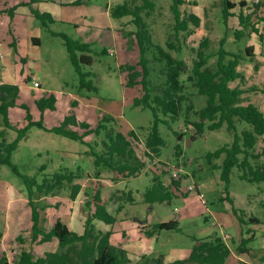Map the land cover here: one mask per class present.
<instances>
[{
	"label": "trees",
	"instance_id": "trees-1",
	"mask_svg": "<svg viewBox=\"0 0 264 264\" xmlns=\"http://www.w3.org/2000/svg\"><path fill=\"white\" fill-rule=\"evenodd\" d=\"M41 0H29L27 5L33 17L40 22L43 28L48 29L55 20L47 12H40L32 5ZM80 0L73 2L72 6L79 5ZM185 0H171L169 6L173 17L172 31L165 41V46L156 43L149 24L145 21L155 9V0H123L110 8L109 13L113 19L130 18L133 30L128 32L126 38L132 37L138 49V61L135 65L122 67L126 72L124 87L134 88L141 86L142 95L132 100V105L140 109H148L152 113L153 121L145 137L142 156L136 153V145L139 143L138 134L130 130L123 134L115 130L112 123L115 122L111 116L103 115L95 127L88 123L76 121L73 108L78 104L76 100L71 103L70 114L55 127L46 128L41 121L34 122L27 113V124L15 129L16 138L7 140L8 130H12L8 120V109L16 106L19 89L17 86H0V115L3 120V130L0 131V166L9 167L18 176L27 190L28 206L31 210V228L29 230L30 242L37 244L57 241L56 251H47L42 256H35L31 251L22 250L14 262L8 260L4 253L0 254V264H129L126 252L110 243L111 229L102 231L97 229L95 222H102L104 225H114L116 218L112 216L108 208L112 207L114 212H119L124 204L130 199V193L124 190H117L116 193H107V184L103 182L101 170H108L115 174V180L128 182L141 175L147 167H160L166 182L158 175L151 178L150 185L145 189L144 201L149 204L171 205L181 193V181L183 178L167 176L170 170L167 160L160 158L161 148L165 142L158 131L159 124L169 125L182 121L186 127L192 126L195 133L191 136L194 140L197 135L203 134L205 130H219L224 125L226 130L233 134L232 142L206 155L208 163L223 156L220 166L213 164L214 169H220V179L225 183L227 190L230 182L232 169L237 168L239 178L250 183L264 182V165L260 164V153H254V147L259 136H264V108L260 110L256 104L248 103L242 105L245 93L258 91L264 96V87L261 89L252 88L246 90L240 86L230 87V83L240 80L243 83L244 76L237 70L241 60L254 62L255 56L252 48H246L243 55L227 51L224 48L227 36V22L232 17V10L237 6L240 8L236 15L239 25L243 30L235 31L233 36L236 40L245 36V31L251 30L258 36L264 53V32H259L252 23V17L258 15L259 8L264 7L263 2L252 4L253 13H244L246 7L243 2L238 4L232 0H222L221 20L225 26L224 37L221 39L219 48L215 53H209V40L204 38L195 49V58L192 66L188 67L182 58L174 56L172 52L180 54L185 42L180 34H189L191 29L200 27L201 20L193 13L183 14L181 6ZM14 7L7 10L8 17H13ZM257 18V17H256ZM264 24V16L258 18ZM63 41L67 51L68 59L78 78L77 89L79 93H96L97 87L93 85L91 72H83L84 66H91V44L74 40L65 34H57ZM102 54H106L103 50ZM216 58L210 64L211 58ZM184 76V78H183ZM188 85L196 90L199 95L206 98V105L201 109H195L192 95H189ZM55 97L53 95L40 98L36 101L39 111L54 110ZM264 106V101H263ZM25 109V108H24ZM26 110V109H25ZM196 120L191 121V117ZM238 122H245L250 126L249 130L236 133ZM72 127L80 129L79 134ZM31 128H37L44 132L64 137L71 141L80 142L88 147L87 155L93 158L96 168L93 183L88 185L85 195L84 212L87 213L84 221L83 233L78 235L60 219H56L53 225L45 229L41 224L39 210L35 205L34 198L53 194L55 191L68 189L70 199L74 200L80 189L83 180L89 174L82 176V170L70 171L59 170L38 183L36 177L22 175L12 163V154L18 148ZM183 132L176 133L183 136ZM88 135H103L101 142L102 149L96 151L94 146L84 141ZM180 145L173 151L175 157H181ZM150 165V166H149ZM165 171V172H164ZM182 177V176H181ZM114 181V180H111ZM227 200H230L227 195ZM241 221V220H240ZM253 223L258 221L250 219ZM157 230L178 231L176 221L159 223L155 226ZM1 238V236H0ZM17 241H23L21 237ZM188 258L165 263L162 257L142 256L140 264H225L230 250L224 240L218 235L204 239H197ZM246 242H242L245 245ZM240 250V249H239Z\"/></svg>",
	"mask_w": 264,
	"mask_h": 264
},
{
	"label": "rangeland",
	"instance_id": "rangeland-1",
	"mask_svg": "<svg viewBox=\"0 0 264 264\" xmlns=\"http://www.w3.org/2000/svg\"><path fill=\"white\" fill-rule=\"evenodd\" d=\"M239 1L234 0V2ZM122 2L123 0H85V3L77 9L74 7L63 9V12L79 10V12L85 13L86 15H80L88 16L93 23L92 25H95L96 28H89L86 24H83L84 22L81 20L83 18H77V28L73 24L57 21L49 25L48 29H45L33 17V24H36L41 32L40 38L42 40V46L37 50L38 57L34 60V68L29 70L33 72V75L39 76L42 84L40 95H53L58 100L55 113L49 114H54V116H58L60 119L64 115L70 114V104L72 99L75 98L79 102L81 101V103L87 104L88 107L91 106L89 110L92 113L94 112L96 115L102 114L100 118L103 115L114 118L115 122L110 126L115 130L123 134L134 130L139 137V143L136 145V153L142 156L144 140L153 121L152 113L148 109H140L132 105L133 98L142 95L141 86L128 89L122 86L123 80L125 81L126 78V72L123 71L122 67L135 65L138 61V51H132L135 45L133 38L125 37L134 28L130 24V18H124L120 26L118 25L119 30L122 31L121 35L127 40V47L121 43L120 39H117V41L113 39L110 31L106 28L108 24L114 27L118 24V20L113 19L107 13V7L110 10V8ZM246 2L247 5L243 8L246 14L253 13V9L251 8L253 7L252 4L256 3L255 0H246ZM155 4L154 11L151 12L149 17L145 18V21L151 28L154 41L165 46V41L171 33L173 26V17L169 9L171 0H155ZM221 9L222 0H185V4L181 6V11L184 15L193 13L201 20L198 29L192 28L189 34H180V37L185 42L182 52L180 54L172 52L174 56L182 58L188 67L192 66V61L195 58V49H197L199 42L204 38H208L210 42L209 53H215L218 50L226 28L227 36L224 48L227 51L243 55L245 47L251 44L253 39L257 52H260L261 44L255 35H252L249 39L243 37L236 40L233 36L234 29H236L233 26L234 22H231L225 28L221 20ZM261 16L256 14L253 20L255 28L258 31H264V26L259 24L258 18ZM36 30V27L32 28L33 32H36ZM57 34H65L74 40L78 39V41L91 44L92 53L90 55L93 62L91 66H84L82 70L83 72L93 73L94 76L91 77V80L93 85L97 87V94L87 93L85 91L79 93L77 89L78 78L68 59L63 41ZM108 48H112L115 51V55L109 56L108 54L101 53ZM127 48L129 51H127ZM21 49L24 50L23 47ZM261 50L263 53V49ZM0 53L4 55L5 60L8 62L11 63L13 60L12 63H14L16 61L13 48L9 49L5 44L0 45ZM134 56L136 57L135 60L133 59ZM30 60L33 61V58H30ZM215 60L216 58L212 57L209 63L213 64ZM126 61H131L132 63H127ZM16 63L19 66H24L23 62L22 64L19 61ZM257 66L248 60H241L238 71L245 79L243 83H240V80L231 82L230 87H234L237 84V86L246 90L263 88L264 67L256 71ZM15 67L14 69L16 70ZM248 67L251 70H248ZM26 84L27 86L30 85L29 82ZM187 92L189 95H192L195 109H201L206 105V98L199 95L189 85ZM32 95L33 92L31 90L25 91L23 88L19 94V98L25 102V105L30 106L29 99H31ZM243 98L242 105L252 103L259 106L260 110H263L264 96L261 92L249 91L243 95ZM0 120L2 122L1 115ZM194 120L196 118L192 116L191 121L193 122ZM1 127H4L3 124ZM12 127V130H8V141L16 138L15 129H17L18 125L14 123ZM249 129L250 126L245 122H238L236 125L237 134ZM158 131L165 142L161 148L160 158L167 160L170 167V170L165 175L169 176L170 171L179 169V172L187 176L188 182L191 179V182L197 186L199 190L198 195L195 192H191L187 198H177L171 205L146 204L143 199V194L146 187L151 183V177L158 175L163 180L164 174L162 172L167 169V167L163 170L157 167L154 171L152 166L147 167L140 176L131 179L127 184L128 189L133 192L135 201L132 205L125 207L124 213L117 216L118 219L123 215L125 217L127 215L128 220L133 222L147 221L150 224L172 220L179 221L182 232L161 231L160 241L157 243V247L174 248L176 250H181L185 247L191 248L195 244L193 241L194 237H200L206 235V233L213 236L219 235L221 232H219L220 230L215 224L217 218L222 220L224 217L225 221L227 218L232 221L231 225L225 224L226 226L222 228L225 231L224 235H226L225 233L229 234V239L230 235H238L239 221L241 218L251 217L252 219L256 217L260 222L259 226L264 228V182L250 183L241 180L238 169L234 168L231 171L230 182L226 190L225 183L220 179V169H214L212 167L213 164L220 166L223 161V156L219 159L212 160L211 164L207 161L206 155L208 153L214 152L232 142L233 134L226 130L225 125L219 130H205L203 134L197 135L194 140L191 139V136L195 133L194 127L191 125L186 127L182 121L169 123V125L159 124ZM180 132L184 133L181 138L176 135V133ZM90 140L91 145L94 146L96 151L102 149L101 142L104 140L103 135H93ZM178 145L181 147L182 154L181 157L177 158L173 155V151ZM86 150L88 148L80 142L71 141L51 133H45L37 128H31L27 137L19 142L18 148L12 154L11 160L22 175L36 177L38 183H42L44 179L51 177V175L59 170L68 169L70 171H76L78 167H86L87 169H82L81 173L82 176L86 173L89 174L83 180L84 186L82 187L87 189V186L93 183L92 179L96 168L93 164V158L85 154ZM263 150L264 136H259L254 147V153L257 154ZM260 164L264 165V156H261ZM100 177L107 184V193H114L116 188L119 189L124 186V182L119 183L115 181V175L113 176V172L111 171L101 170ZM187 184L183 183L182 185L185 187ZM69 193L70 191L65 188L47 196L41 195L40 197L34 198L43 225H48L53 218L57 217L59 209H65V207L60 206V203L61 201L68 202L70 199ZM227 195L231 202L225 199ZM27 201V190L22 180L9 167L0 166V231L5 225L6 220L12 217L11 215L14 213L18 212L17 214L20 217L23 219L28 217L29 220L30 208L26 205ZM78 205L81 206L79 203ZM175 208L177 212L174 213ZM176 215H179V218H176ZM71 225L72 228L71 226L69 228L74 231L73 229H75L76 224L73 225L72 223ZM115 227H120V221H118ZM215 232L216 234H214ZM229 239L224 240L228 245L230 244ZM260 241V238L251 240L248 242V247L257 249ZM146 243L156 248L155 239H149ZM30 247H32L35 254H42L43 252L36 245ZM21 248L22 245L20 242L11 241L6 244L5 251H3L7 253L8 259L14 262Z\"/></svg>",
	"mask_w": 264,
	"mask_h": 264
},
{
	"label": "crops",
	"instance_id": "crops-1",
	"mask_svg": "<svg viewBox=\"0 0 264 264\" xmlns=\"http://www.w3.org/2000/svg\"><path fill=\"white\" fill-rule=\"evenodd\" d=\"M78 0H41L38 3H35L32 5V8L40 11V12H47L49 13L55 22L60 21L63 23H69L73 24L75 28H77V23L76 20L77 18H83L81 19L83 24H86L89 28H96L95 25H92L93 23L89 19L88 16H85L86 14L83 12H79V10H74V12L66 11L63 12L65 8L68 7H74L75 9L81 7L83 3H85V0H80L79 5L72 6L73 2H76ZM234 2V0H232ZM260 2L264 3V0H259ZM29 0H0V45L5 44L6 47L9 49L13 48L15 51V62L11 63L5 60L4 55L0 53V86L1 85H11V86H17L19 89L18 92V97L16 99V106L11 107L8 109V120L11 126L15 124L18 125L17 129L24 127L27 124L26 121V115L27 113L31 116L32 120L34 122L36 121H41L43 125L46 128H52L55 126H58L65 118L66 115H64L63 118H59L58 116H54V114H49V113H55L56 111V106L58 103L57 98H55V109L54 110H44L43 112L39 111V109L36 106V101L40 98H45L49 97L46 94L40 95L41 92V81L39 80V76L33 75V72L30 71L29 69H33L35 66V58L38 57L37 55V50L41 48L42 46V40L40 38V30L36 24H33L32 18L33 15L30 11V8L27 5ZM239 2H243L245 5H247L246 0H240ZM235 2V3H239ZM15 8L13 11V17L10 19L7 14V10L10 8ZM109 7H107V13H109ZM258 15L264 16V7L259 8ZM240 8L237 6L235 9H233L231 12L233 14L232 17H229L228 22H227V27L230 25L231 22H234L233 26L236 28L234 29L235 31H241L243 30L242 27L238 23V19L236 15L239 13ZM243 14L246 13L244 9H242ZM59 14V15H58ZM80 14H85V15H80ZM80 15V16H78ZM77 16V17H75ZM197 16V15H196ZM111 17V16H110ZM198 17V16H197ZM122 19H116L118 20V24L116 27L112 26L111 24H108L107 30L110 31L112 38L117 41V39L121 40V43L126 45V39L123 35H121V30H119L118 25L122 23ZM255 17H252V23ZM259 24H262L264 26L263 22L259 21ZM258 23V22H256ZM254 24V23H253ZM255 26V25H254ZM36 27V32L32 31V28ZM198 29V28H197ZM259 32H264L262 30H259ZM250 34V35H249ZM252 35H255L257 38L258 36L253 33L251 30L245 31V36L247 39H249ZM78 40V39H77ZM82 40V39H79ZM259 41V40H258ZM87 43V42H84ZM89 44V43H88ZM24 48L22 50L21 48ZM246 48H252L253 49V54L255 56L254 62L252 64L258 65L256 71L263 69L264 64V56L262 53V47L260 46V52H257V48L255 45V41L252 39V43L248 44ZM244 49V50H245ZM106 54L109 56L115 55V51L112 48H108L105 50ZM127 51L129 49L127 48ZM132 51H138L136 46L134 45ZM11 56V55H10ZM30 58H33V61L30 60ZM134 56V60H135ZM24 64V66H19L18 63ZM22 61V62H20ZM137 61V60H136ZM127 62V61H126ZM125 62V64H126ZM127 63H132L127 62ZM124 64V63H123ZM121 64V65H123ZM32 65V68H31ZM14 66H16V70L14 69ZM26 66V67H25ZM239 67V66H238ZM252 67V66H251ZM248 70H251V68H247ZM238 70V69H237ZM245 78V77H244ZM37 81L39 83V87L34 88L33 87V81ZM21 82V83H20ZM27 82H29V86H27ZM125 81L123 80L122 86L124 87ZM237 86V84H236ZM235 87V86H234ZM25 89V91L31 90L33 92V95L31 96L30 100V106L25 105L24 101H21L19 98V94L22 91V89ZM125 88V87H124ZM128 89V88H127ZM72 98V97H71ZM89 98V97H88ZM76 100L75 98L72 99V101ZM91 100V99H90ZM89 100V102H90ZM76 108L73 109V113L75 115L76 121H84L88 123L92 128L96 126L98 123L100 116L102 115H96L94 112L92 113L89 108L91 106H87V104L81 103L78 100ZM72 103V102H71ZM71 105V104H70ZM26 110H25V109ZM86 109V110H85ZM90 120V121H89ZM1 121V120H0ZM92 121H94L92 123ZM21 123V125H20ZM3 124L0 122V131L3 130L1 125ZM73 130H76L79 134L82 132L80 129L72 127ZM40 130V129H38ZM48 133V132H45ZM28 134V133H27ZM52 134V133H51ZM57 136V135H56ZM93 135H88L87 137L84 138V141L88 142L91 144V137ZM27 137V136H26ZM25 137V138H26ZM61 137V136H60ZM24 138V139H25ZM64 138V137H63ZM69 140V139H68ZM85 146V145H84ZM88 148V147H87ZM89 150V149H88ZM85 151V154L87 155V151ZM90 156V155H88ZM91 157V156H90ZM92 158V157H91ZM80 170H85L87 169L86 167H78ZM68 170V169H67ZM179 170V169H178ZM186 173V172H185ZM87 174V173H86ZM115 174L113 173V176ZM182 181H181V187H180V195L178 197L185 199L190 195V193L185 192L186 186L193 184L191 182H188L187 176L182 174ZM154 176V175H153ZM152 176V177H153ZM151 177V178H152ZM166 178L164 177L163 182H166ZM93 180V179H92ZM87 181V180H86ZM117 181V180H115ZM123 182V181H118ZM188 182V184H187ZM128 182H124V186L121 188H116L114 190V193L117 190H124L127 194L130 193V199L124 204V207L119 210V212H114L112 207L108 208L109 213L116 218V221L112 228L110 226L104 225L102 222H95L97 229H100L102 231H107L111 229V235H110V243L113 246L120 247L123 250H125L126 255L128 260L130 261L129 264H140L142 256H149L152 258L155 257H162L163 261L165 263H170L175 260H183L188 258L190 255L192 247H185L181 250H176L174 248L170 249L167 247H157V243L160 241L159 237L161 234V231L164 230H157L155 226L159 223L163 222H157L156 224H150L147 221H131L128 220L129 218L123 215L120 219L117 218V216L122 213H124V209L127 205H132L134 203V198H133V192L132 190H129L127 187ZM186 183L187 185L184 187L182 184ZM84 185L82 184V187ZM196 195H198V188L196 185ZM88 188V187H87ZM147 188V187H146ZM86 189L81 188L80 192L76 196L74 200L69 199L68 202L66 201H61V207H65V209H59L57 213V217L53 218L52 221L49 222L48 225H43V222H41L42 226L45 229L50 228L53 223L56 221V219H60L66 226L69 228L71 226L72 228V223L75 225L74 231L69 228L70 231L77 233L78 235H81L83 233L84 227V221L86 219L87 213L84 212V202L87 199L86 195L84 194ZM110 195L113 194V192L109 193ZM144 199V197H143ZM28 202V201H27ZM26 202V205H28ZM78 203L81 205L79 206ZM146 203V202H145ZM147 204V203H146ZM149 205V204H148ZM154 205V204H153ZM83 212V213H82ZM177 212V209H174V213ZM18 213V212H17ZM17 213L12 214V217L7 216V220L5 222V225L2 227L0 231V254L4 253L7 256V253L5 251V246L7 243H10L11 241L13 242H20L22 245V248L20 251L17 253V255L22 251V250H27L31 251L35 256H42L45 252L47 251H56L57 250V241L53 240L49 243L45 244H37V243H31L30 242V235H29V230L31 228V210H30V218L28 220V217L22 218L20 215ZM83 215H82V214ZM40 215V213H39ZM27 216V214H26ZM41 218V217H40ZM176 218H179V215H176ZM256 219V217H253ZM251 217L249 218H241L239 221V229H238V235L236 236H231L230 235V244L226 245L228 246L230 250V254L226 260L225 264H264V228H261L260 222L255 221L253 223L250 221ZM29 221V222H28ZM42 221V219H41ZM120 221V227L116 228V224ZM176 221V220H172ZM169 222V221H168ZM178 224V231L176 232H182V229L180 228L179 221H176ZM216 227L220 230L219 232V237L224 236V232L222 228L227 225H231L232 221L227 218L225 221L224 217L222 220L217 218L216 221ZM258 227V228H257ZM174 231V230H172ZM216 234V232L214 233ZM222 236H221V235ZM226 235L229 236L228 233H225ZM213 235L206 233V235H202L200 237H194L193 241L195 244L197 239H204L211 237ZM21 237L23 241H17L18 238ZM260 238L261 241L259 242V247L257 249H251L248 247V242L251 240ZM154 240L156 241V248H153L152 245H147L146 241L147 240ZM242 242H246L245 245H242ZM36 245L40 247L43 252L42 254H35L32 247ZM240 249V250H239ZM4 250V251H3ZM17 257V256H16ZM9 260V259H8ZM10 261V260H9Z\"/></svg>",
	"mask_w": 264,
	"mask_h": 264
},
{
	"label": "built area",
	"instance_id": "built-area-1",
	"mask_svg": "<svg viewBox=\"0 0 264 264\" xmlns=\"http://www.w3.org/2000/svg\"><path fill=\"white\" fill-rule=\"evenodd\" d=\"M255 2L257 3V2H259V0H255ZM33 87L34 88L39 87V83L37 81H35V80L33 81ZM152 168L155 169V167H153V166H152ZM171 176L173 178L181 179V176L182 175H181V172H179L178 169H173L171 171ZM184 191L185 192H188V193H190V192H196V187L194 186V184H190V185L186 186V189ZM222 239L223 240H227V239H229V236L228 235H224Z\"/></svg>",
	"mask_w": 264,
	"mask_h": 264
},
{
	"label": "water",
	"instance_id": "water-1",
	"mask_svg": "<svg viewBox=\"0 0 264 264\" xmlns=\"http://www.w3.org/2000/svg\"><path fill=\"white\" fill-rule=\"evenodd\" d=\"M181 138V136H179Z\"/></svg>",
	"mask_w": 264,
	"mask_h": 264
}]
</instances>
